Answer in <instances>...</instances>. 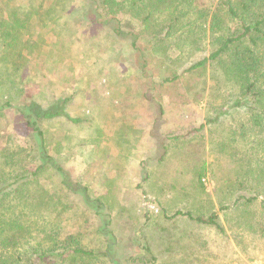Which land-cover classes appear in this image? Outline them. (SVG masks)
Instances as JSON below:
<instances>
[{"label": "rangeland", "instance_id": "obj_1", "mask_svg": "<svg viewBox=\"0 0 264 264\" xmlns=\"http://www.w3.org/2000/svg\"><path fill=\"white\" fill-rule=\"evenodd\" d=\"M0 1L9 2L5 16L13 6L38 10L20 30L29 44L21 49V87L42 104L69 96L66 111L80 119L42 123L49 153L101 206L96 212L84 195L59 191L50 173L46 186L66 205L64 230L85 247L107 250L113 264H264V194L249 205L235 203L255 191L251 186L264 190V129L248 130L237 110L216 115L215 107L227 105L222 95L231 85L211 93L213 81L207 80L202 90L198 72L160 84L149 78L166 73L156 55L141 70L125 39L58 17L57 0ZM130 19L125 27L141 30ZM147 39L142 34L138 44ZM3 83L0 97L12 93ZM2 110L0 132L27 146L24 121L12 108ZM176 210L201 216L216 211L225 233L166 216Z\"/></svg>", "mask_w": 264, "mask_h": 264}, {"label": "trees", "instance_id": "obj_2", "mask_svg": "<svg viewBox=\"0 0 264 264\" xmlns=\"http://www.w3.org/2000/svg\"><path fill=\"white\" fill-rule=\"evenodd\" d=\"M7 4L0 1V90L5 79L12 93L1 92L0 115L3 108H12L28 133L27 146H19L0 132V264H113L115 259L107 250L85 247L63 228L66 205L60 193L55 195L46 186L50 173L56 177L59 191L84 195L85 203L95 206L96 212L101 206L49 153L42 123L58 117L70 122L80 119L66 111L69 96L42 104L21 87V49L29 44L20 30L38 10L32 5L27 10L13 6L5 16ZM54 4L62 6L58 17H73L82 26L125 39L141 70L152 63L150 54L156 55L166 73L157 75V71L149 75L151 80L164 84L198 72L202 90L207 80L213 81L211 93L231 85L222 95L227 105L215 107L216 115L237 110L246 116L248 130L264 129V0H84L74 7L69 1L57 0ZM118 13L129 18L120 19ZM130 18L140 23L141 30L125 27L129 21L133 23ZM144 33L148 39L140 45L138 39ZM7 62L11 69L5 67ZM217 116L210 121L218 120ZM260 144L264 149V133ZM261 169L264 175V158ZM198 181L205 182L202 174ZM249 188L255 191L239 196L235 203L243 199V205H249L259 193L264 194L257 186ZM166 216L186 217L225 233L216 211L201 216L176 210ZM148 248L143 247L149 253Z\"/></svg>", "mask_w": 264, "mask_h": 264}]
</instances>
